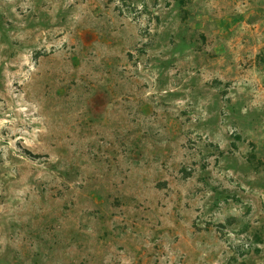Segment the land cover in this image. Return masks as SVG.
I'll list each match as a JSON object with an SVG mask.
<instances>
[{
  "label": "rangeland",
  "instance_id": "1",
  "mask_svg": "<svg viewBox=\"0 0 264 264\" xmlns=\"http://www.w3.org/2000/svg\"><path fill=\"white\" fill-rule=\"evenodd\" d=\"M0 264H264V0H0Z\"/></svg>",
  "mask_w": 264,
  "mask_h": 264
},
{
  "label": "trees",
  "instance_id": "2",
  "mask_svg": "<svg viewBox=\"0 0 264 264\" xmlns=\"http://www.w3.org/2000/svg\"><path fill=\"white\" fill-rule=\"evenodd\" d=\"M177 1L180 3V5H182V7H184L185 0H177Z\"/></svg>",
  "mask_w": 264,
  "mask_h": 264
}]
</instances>
